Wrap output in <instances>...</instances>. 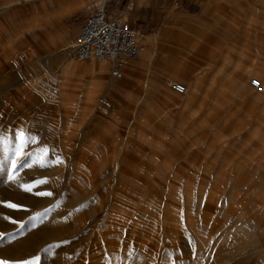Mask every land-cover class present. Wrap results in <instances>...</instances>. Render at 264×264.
Here are the masks:
<instances>
[{"label": "rangeland", "instance_id": "374dc122", "mask_svg": "<svg viewBox=\"0 0 264 264\" xmlns=\"http://www.w3.org/2000/svg\"><path fill=\"white\" fill-rule=\"evenodd\" d=\"M93 1L0 0V262L264 264V67L243 51L242 0L135 21L143 50L120 79L69 59ZM106 2L133 21L130 0Z\"/></svg>", "mask_w": 264, "mask_h": 264}, {"label": "built area", "instance_id": "2783aa9c", "mask_svg": "<svg viewBox=\"0 0 264 264\" xmlns=\"http://www.w3.org/2000/svg\"><path fill=\"white\" fill-rule=\"evenodd\" d=\"M177 5L175 3L174 7ZM140 36L135 27L110 13L106 0H101L83 21L72 44L69 59L86 64L105 62L110 66L111 77L120 79L123 69L143 50ZM170 86L177 93L185 91L180 83L171 82ZM251 86L263 92L259 80L253 79Z\"/></svg>", "mask_w": 264, "mask_h": 264}, {"label": "crops", "instance_id": "0c3cea01", "mask_svg": "<svg viewBox=\"0 0 264 264\" xmlns=\"http://www.w3.org/2000/svg\"><path fill=\"white\" fill-rule=\"evenodd\" d=\"M97 1L98 0H94L89 5L90 10L93 9V6ZM169 2L170 0H130L127 7H130V5H132V7H137V11L133 15V21L130 24L135 26V21L145 23L152 20L151 23L154 25L156 19L163 11H165ZM242 9L243 23L241 28V38L243 51L245 52L248 50V54L251 50L254 53L256 52L258 65L264 67V0H242ZM124 22L127 21L125 20ZM138 25L141 26L140 24ZM145 42L146 50L144 56H146L148 61L152 63L155 60V49L159 48L168 41L167 37L159 36V34L156 33L151 36H147L145 38ZM204 48H206L204 45L197 47L196 44H190V46L184 49L186 51L184 55L193 62L201 64L203 58L199 57L195 53L196 51L205 50ZM209 53L210 64H212L211 61L213 62L214 56L210 50ZM189 54H192L193 57L188 56ZM161 63H165L170 70H175L177 72H188L192 74L197 70L191 67L192 64L187 60L178 61L175 58H171V55L164 57ZM107 65V63L104 64V70Z\"/></svg>", "mask_w": 264, "mask_h": 264}, {"label": "snow or ice", "instance_id": "6c2138e0", "mask_svg": "<svg viewBox=\"0 0 264 264\" xmlns=\"http://www.w3.org/2000/svg\"><path fill=\"white\" fill-rule=\"evenodd\" d=\"M10 207H18L16 205H9ZM7 219V217H5ZM0 264H3V262H0ZM23 264H39V257L34 258L31 262L25 261Z\"/></svg>", "mask_w": 264, "mask_h": 264}, {"label": "bare ground", "instance_id": "6f19581e", "mask_svg": "<svg viewBox=\"0 0 264 264\" xmlns=\"http://www.w3.org/2000/svg\"><path fill=\"white\" fill-rule=\"evenodd\" d=\"M97 3V2H96ZM95 3V4H96ZM95 4H94V6H95ZM94 6H93V8H94ZM155 41V40H154ZM156 42V41H155ZM145 50V49H144ZM150 54V53H149ZM101 64H96L94 67H95V69L97 70V71H99V72H103L104 71V64H106L105 62H100ZM171 82H173V81H171ZM184 86V85H183ZM185 88V87H184Z\"/></svg>", "mask_w": 264, "mask_h": 264}]
</instances>
